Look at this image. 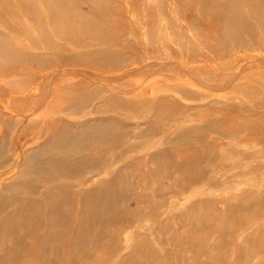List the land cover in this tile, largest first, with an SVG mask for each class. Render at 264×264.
Listing matches in <instances>:
<instances>
[{"label": "bare ground", "instance_id": "6f19581e", "mask_svg": "<svg viewBox=\"0 0 264 264\" xmlns=\"http://www.w3.org/2000/svg\"><path fill=\"white\" fill-rule=\"evenodd\" d=\"M56 1L64 6L69 0ZM100 2L105 8L111 4L109 0ZM189 2L199 13L213 11L212 19L219 26L215 36L223 49L222 54L214 49L212 55L205 53L200 45L197 47L192 42L191 36L175 25L165 27L158 23L150 28L144 43L146 48L156 46V55L149 57L144 51L143 56L163 61H153L129 71L151 78L144 83V91L139 83L125 80L128 75L125 73L102 78L106 83L113 82L117 91L98 86L79 91L75 78L80 74H83L82 80L93 78L94 73L64 66H72L67 59H87L81 58L82 54L63 58L56 52L49 58L44 53L17 47L16 40L0 32V57L32 60L38 67L48 69L22 71L6 83L0 81V264H22L24 261L80 264V260H86L83 264H147L136 261L134 254L114 255L117 248L125 246L127 238L109 235L106 228L109 224L135 225L134 217L143 219L146 214L158 215L161 210L153 205L161 206V203L166 204L162 212L168 216L137 229L142 237L160 242L161 254L167 253L162 246L166 234L176 232L177 241L184 243L185 251L198 257L196 264L207 263V256L217 252L220 254L215 262L264 264V190L253 188L235 192L230 202H221V208L220 202L213 198L215 209H212L196 194L215 188L206 185L188 190L193 186L185 184L201 178L199 173L204 162H222L228 171L227 162L231 161L235 169L228 171L230 178L237 179L238 184L243 181L254 187H264V163H253L254 159L264 157L263 131L257 132L254 128L246 131L248 126L241 121L236 127L222 129L226 117L218 113H213L212 118L196 116L199 107L202 111L243 110V104L236 101V97L264 89L261 71L264 68V0ZM24 3L27 10L35 9L32 2ZM159 6L163 9L161 4ZM163 13L152 14L151 19L155 21ZM61 15L78 33L102 37L101 18L95 12L85 14L78 9H66ZM17 20L21 30L32 38L34 34L23 24L22 18L17 15ZM57 23V31L60 28L61 32H67ZM192 26L198 31L195 22ZM40 32L43 39L49 40L44 25ZM168 34H171L170 39ZM179 42L191 46L195 54L205 57V62L195 66L178 63L166 48ZM239 52L242 54L225 59ZM88 54L87 60L103 57L110 69L125 64V56L115 57L112 51L106 53L102 48ZM249 56H252L251 64H239ZM220 58L223 61L218 62L217 67H208L210 59ZM9 66L12 68L14 64ZM155 76L164 77V82L155 83ZM57 84L68 93L54 94ZM147 88L151 90L146 92ZM164 88L180 96L161 95L159 89ZM51 96L57 97L60 103L51 106L47 102ZM181 99L189 100L185 108L179 107ZM114 108H120V113ZM49 111L54 112V119L43 124L41 116ZM61 111L76 113L78 119L61 115ZM133 117L138 120L134 121ZM170 118L173 122L167 121ZM15 129L16 135L12 131ZM212 132L219 134L216 138L224 142L223 147L210 142L212 136L207 134ZM247 134L257 137L258 141L249 140L241 145L236 140ZM22 140H31L33 145L22 144ZM179 146H185L188 151L177 154L174 149ZM209 170L211 175L216 171L212 167ZM255 172L262 174L261 179L254 175ZM166 177L179 180L171 189L173 193L188 190L184 197L186 203L179 202L177 196L169 199L170 193L155 188V183ZM226 187L218 189L235 190L237 184ZM134 188L139 190V198L126 213L127 191ZM140 201H145L141 207L138 206ZM172 214L178 221L175 224L169 222ZM251 219L255 221L253 227L240 234L233 235L228 227L217 230L210 243L196 239L210 224L245 225ZM136 237L137 234H130L128 240ZM144 241H138L135 253L143 255L148 249ZM226 245L227 250L224 249ZM94 250H104L107 255L93 261L91 252Z\"/></svg>", "mask_w": 264, "mask_h": 264}, {"label": "rangeland", "instance_id": "374dc122", "mask_svg": "<svg viewBox=\"0 0 264 264\" xmlns=\"http://www.w3.org/2000/svg\"><path fill=\"white\" fill-rule=\"evenodd\" d=\"M111 4L108 8L102 5L100 0H69L64 4V6H60L56 0H5L4 2H0V32L6 34L10 38L16 40L17 47L21 49H25L27 51H32L35 53H44L47 57L53 58L55 53L58 52L63 58L68 57L69 54H82L81 58L89 59L90 56L88 52L102 48L108 52H113V55L119 58L125 56V64L123 67H116L110 69L109 65L106 64V60L103 57L93 58V60L81 59L78 61L76 59H67V63H70L72 66H64V68L75 67L77 69L83 70H91L94 73L93 78H85L81 79V74L75 78L76 81V89L79 91H88L93 87H106L111 88V91H117L114 83H106L102 80V78H108L109 76H119L122 73L128 74L125 76V80H130L132 82H137L142 87H145V82H147L151 78H146L141 76L140 73L135 74L136 72H129L133 69V67H141L143 64H148L153 61H163V59L159 58H146L143 56V52L149 55V57L156 55V46L145 47L144 43L146 42V35L151 30L150 28L155 27L156 24L162 23L163 26L167 27L169 25H175L177 28L181 29L186 35L191 36L192 42L194 44L200 45L201 49L205 53L213 54L212 49L216 53L223 52L222 47L220 46L218 40L216 39L215 32L217 31L218 23L212 19L213 11L207 10L202 13H199L196 7L189 2V0H109ZM24 2H32L35 9L30 11L27 10ZM162 5L163 9L159 6ZM160 7V8H159ZM73 10L78 9L83 11L85 14H90L95 12L101 21V25L99 31L102 34L101 38H97L91 34H81L78 33L70 22H65L61 15L62 10ZM164 11L161 17L154 21L151 19L152 14L156 12ZM17 15L22 18L23 24L27 25L31 32H33L34 36L30 38L27 34H25L21 30V24L17 20ZM60 25V27L67 32H61L55 28V23ZM193 22L199 26L198 31L193 27ZM42 25L49 32V40L43 39V35L40 32V27ZM198 32V33H197ZM22 35V36H20ZM15 37V38H14ZM168 39L171 38V34H168ZM17 38V39H16ZM30 40V41H29ZM234 47V46H233ZM167 52H171V56L174 57L178 63L180 64H189V66L202 65L204 61V56L195 54L192 47L187 43L179 42V44L167 45ZM257 53V51L255 52ZM242 52L234 54L232 56H227L225 59H233ZM105 56V55H104ZM251 57L249 56L246 60L239 62L242 65L244 62L251 64ZM86 60V61H84ZM223 58L217 59L213 61L209 60L208 67L215 68L217 67L218 62H222ZM10 64H14V67H10ZM47 71V68H40L35 61L28 60H20L16 61L10 60L7 58L0 57V81L6 83L7 80L12 79L16 74L25 71ZM264 68H262V72L264 73ZM131 73V74H129ZM101 75L102 77H99ZM264 75V74H263ZM157 78V84L164 82V77L155 76ZM101 78V79H100ZM143 80V81H142ZM113 84V85H112ZM58 85V86H57ZM55 85L53 88L54 94H67V90L61 89L60 84ZM20 87V85H19ZM151 89L147 88L145 91L147 92ZM161 95H175L180 96V94L175 93V91H171L170 89H159ZM263 90V91H262ZM261 92H254L250 95H239L236 97V101L243 104V110H229L224 108H214L207 111H202L201 107L197 109V115L201 117H213V113L222 114L226 117V121L222 125V129L232 128L239 125L238 121L243 122L248 129H253L257 132L263 131L264 133V89ZM18 93L17 95H20ZM125 95V94H124ZM127 97L128 94H126ZM61 96V95H60ZM213 98V96H212ZM262 99V100H260ZM57 97L51 96L47 102L51 106H54L60 102ZM189 103V100L181 99L179 107L185 108V106ZM120 108H114L115 112L120 113ZM13 115L16 116V113ZM54 112L49 111L45 112L43 116H41V122L43 124H48L50 120L54 119ZM61 115H65L71 119H78L76 113H70V111H61ZM260 119L262 122H258ZM133 120H138L136 117H133ZM168 122H173V118L167 120ZM75 127V126H73ZM164 129V127H162ZM161 128V129H162ZM165 130V129H164ZM13 134L16 135L17 130H12ZM248 133V132H245ZM208 136L211 140L210 142L223 147L224 142L216 138L219 134L217 133H208ZM238 142L241 145H245V143L249 140H252L253 143L258 141L257 137H251L250 135H245V137L237 138ZM192 142H197L196 140H191ZM22 144L33 145L31 140H22ZM185 146H179L174 149L177 154L184 153L188 151ZM226 147H229V144H226ZM21 150L19 149V152ZM195 153V149L193 150ZM127 158L125 157V161ZM204 167H201V176L200 179L195 181H190L185 184L190 183L192 188L188 190H193L197 187L209 186L211 188H215V190L205 189L204 192L198 193V198L202 197L205 200V205L207 208L215 209V203L213 202V198L217 199L220 202L225 201L226 203L231 201V195L235 192L240 193L245 189H255L258 191H263L264 187L258 188L244 183L243 181L239 183L237 179H232L229 176L228 171H233L235 168L232 165V162L229 161L227 164L230 166V169L226 171L223 167V163L219 161H215L214 163L204 162ZM253 163H264V157H258L253 160ZM215 168V172L213 175L208 171V168ZM203 172V173H202ZM112 173V171H111ZM254 175L261 179L262 174L260 172H255ZM229 177V179L227 178ZM264 180V177L262 178ZM63 178H60V181H63ZM186 182V180H182V182ZM237 181V182H236ZM76 182V181H75ZM179 180L164 178L158 183H155V188L158 191L170 193L169 199L175 198L176 196L179 199V202L186 203L184 199L188 190H182L180 192L173 193L171 189L175 188V184L178 183ZM237 184V188L235 190H219V187L229 188L234 184ZM189 185V184H188ZM127 197L129 198L124 205L125 212L127 213L131 208L135 206V201L139 198V190L137 188L132 189L131 191H127ZM130 192V193H129ZM208 200V201H206ZM145 201H140L138 206L141 207ZM159 206L158 204H154L153 207L157 208L160 212L158 215H149L146 214L144 218L134 217L135 225L128 226H117L115 224H109L106 228L110 233L109 235L118 236L119 239L125 238V246L121 248H117L114 251V255L119 253L120 255H131L134 254V258L136 261H143L147 264H196L198 257L195 254H189L185 251L184 243L177 241L178 233H168L165 238L166 241L162 243V246L167 250L166 255L160 253V246L158 244L159 241H153L150 238L142 237L141 233L137 232V229L142 227L145 224L158 223L161 219H164L166 214H163L162 210L166 208V204L162 203ZM179 205V204H177ZM151 216V217H149ZM169 222L171 224H175L177 218L175 215H171L168 217ZM146 222V223H144ZM144 223V224H143ZM255 224L254 219H251L245 225H234L227 226L223 223H215L210 224L208 228H205V232L199 234L196 237L200 242L210 243L215 235L217 230H222L224 228L230 227L233 231V235L240 234L245 232L248 228L250 229ZM146 228V227H144ZM144 228H141L145 230ZM147 229V228H146ZM130 234H137V237L133 240H128ZM142 239L145 240L143 244L148 246V249L144 252V254L135 253V248H137L138 241ZM263 237L260 238V240ZM178 242V243H177ZM160 245V244H159ZM186 245V243H185ZM158 246V247H157ZM232 247L236 248V244H233ZM229 247L226 245L225 250ZM220 252L213 254V256H207L205 260L207 263L205 264H228L226 261L215 262L217 256H219ZM107 253L104 250H94L91 252V256L93 261L99 259L101 257H105ZM138 261V262H139ZM86 260H80L79 263L83 264ZM31 261H24L22 264H30Z\"/></svg>", "mask_w": 264, "mask_h": 264}]
</instances>
